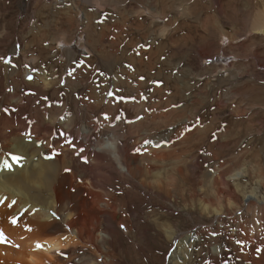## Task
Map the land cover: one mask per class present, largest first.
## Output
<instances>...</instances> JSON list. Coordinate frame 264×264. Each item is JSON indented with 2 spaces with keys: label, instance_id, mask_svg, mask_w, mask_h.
Segmentation results:
<instances>
[{
  "label": "rangeland",
  "instance_id": "rangeland-1",
  "mask_svg": "<svg viewBox=\"0 0 264 264\" xmlns=\"http://www.w3.org/2000/svg\"><path fill=\"white\" fill-rule=\"evenodd\" d=\"M263 6L264 0H0V138L17 132L23 143L34 144L42 129L33 131L51 117L68 115L84 126L109 115V126L79 134L81 146L63 138H74V132L54 127L64 141L44 142L32 162L68 154L80 165H93L105 144L104 153L114 145L129 148L137 167L123 183L115 173L123 168L109 166L115 179L96 190L115 209L104 211L113 233L103 238L105 226L93 222L91 243L60 223V215L78 220L96 192L71 168L53 178L49 191L38 180L33 184V177L18 186L29 191L33 208L0 187V254L14 255L30 236L40 245L35 264H166L176 251L186 253L185 264H264V244L246 255L248 245L240 247L232 235L247 219L245 195L264 201ZM184 126L190 136L182 143L188 134L175 133ZM12 138L5 145L0 139V158L10 165L18 156L5 147L14 144ZM21 167L5 176L22 171L24 177ZM222 173L228 186L218 187L212 179ZM231 198L235 211L227 205ZM42 206L48 210L40 211ZM220 208L222 214H214ZM55 243L61 245L57 253ZM0 257V264L20 263Z\"/></svg>",
  "mask_w": 264,
  "mask_h": 264
},
{
  "label": "bare ground",
  "instance_id": "bare-ground-1",
  "mask_svg": "<svg viewBox=\"0 0 264 264\" xmlns=\"http://www.w3.org/2000/svg\"><path fill=\"white\" fill-rule=\"evenodd\" d=\"M36 1V0H34ZM40 1V0H39ZM46 1V0H45ZM233 1V0H232ZM31 2V1H30ZM38 2V1H37ZM84 2V0H83ZM87 2V1H86ZM90 2V1H89ZM166 2V1H165ZM243 2V1H242ZM43 3V2H42ZM68 3V2H67ZM70 3V2H69ZM139 3V2H138ZM255 3V1H254ZM35 4V2H34ZM45 4V3H44ZM85 4V3H84ZM234 4V3H233ZM262 4V3H261ZM260 4V5H261ZM241 5V4H240ZM30 6V5H29ZM34 6V5H33ZM38 6H39V3H38ZM43 6V5H42ZM45 6V5H44ZM254 7V6H253ZM264 7V6H263ZM44 9V8H43ZM263 10V9H262ZM34 12V10H33ZM165 13V12H164ZM34 14H36L34 12ZM39 14V13H38ZM156 16V15H155ZM191 17V16H190ZM264 17V16H263ZM171 18V17H170ZM168 19V18H167ZM209 20V19H208ZM256 20V19H255ZM215 21V20H214ZM261 22V21H260ZM165 24V23H164ZM168 26V25H167ZM173 27V26H172ZM257 28V27H256ZM256 33V32H255ZM154 34V33H153ZM81 40V39H80ZM59 44H63L65 45V48L66 49H69L70 47L67 46V44L65 42H58ZM55 44V43H54ZM254 44V43H253ZM252 44V45H253ZM85 45V44H84ZM115 45V44H114ZM250 46V45H249ZM87 47V46H86ZM258 47V46H257ZM26 48V47H25ZM79 49V47H77ZM82 48V47H81ZM80 48V49H81ZM244 48V47H243ZM251 48H254L251 47ZM79 49V50H80ZM250 49V48H249ZM248 49V50H249ZM257 49V48H256ZM3 50V49H2ZM73 52H74V49H72ZM253 50V49H252ZM82 51L85 52V50L82 49ZM90 51V50H89ZM250 51V50H249ZM68 52V51H67ZM118 52V51H117ZM64 53V52H63ZM71 53V52H70ZM116 53V52H115ZM248 53V52H246ZM69 54V53H68ZM257 54V53H256ZM70 55V54H69ZM247 55H252V54H247ZM68 56V55H67ZM73 56V55H72ZM241 56V55H240ZM254 56V55H253ZM256 56V55H255ZM23 57V56H21ZM74 57V56H73ZM258 57V56H257ZM69 58V57H68ZM71 58V57H70ZM246 58V57H244ZM243 58V59H244ZM260 58V57H259ZM258 58V59H259ZM23 59V58H22ZM35 59V58H34ZM75 59V57H74ZM207 59V58H206ZM24 60V59H23ZM210 60V58H209ZM246 60V59H245ZM164 61V60H163ZM211 61V60H210ZM70 62V61H69ZM74 62V61H73ZM258 65V64H257ZM264 65V64H263ZM13 66V64H12ZM159 67V65H158ZM162 68V67H161ZM243 68V67H242ZM225 69V68H224ZM243 70V69H242ZM224 77V76H223ZM231 78V77H230ZM173 83V82H172ZM181 84V83H180ZM170 86V84H169ZM166 89V88H165ZM180 91V90H179ZM247 92V91H246ZM181 94V93H180ZM242 94V93H241ZM239 96V95H238ZM144 103V102H143ZM161 104H162V101H161ZM259 106V105H258ZM24 107V106H23ZM56 109V108H55ZM198 109V108H197ZM255 110V108H253ZM252 109V110H253ZM259 109V108H258ZM256 109V110H258ZM157 110V109H156ZM159 110V109H158ZM238 110V109H237ZM236 111V110H235ZM17 112V111H16ZM46 112V111H44ZM69 112V111H68ZM186 112V111H185ZM212 112V111H210ZM234 112V111H233ZM15 113V112H14ZM52 113V112H51ZM54 113V111H53ZM236 113V112H235ZM18 114V112H17ZM62 114V113H61ZM166 114V113H165ZM164 114H160L163 116V121L160 122L161 123H165V121L168 119L167 116ZM214 114V113H213ZM231 114V113H230ZM19 115V114H18ZM39 115V114H38ZM72 115V114H71ZM233 115V114H231ZM46 116V115H45ZM55 116V115H53ZM68 116V115H67ZM65 117L64 119H57V117H54V118H50L48 122L45 121V123H40L39 127L37 128V130H34V128L32 130H34L33 132L34 133H39L42 129V135H41V138L40 139H37L36 143H32V141H30L29 143H23L19 138H17V132H13L10 134V136H5V137H2V141H4V145H5V142L8 141V138L10 137H13L12 140H14V144H10V143H7L5 147H7L8 145V149H10L12 151V153H15L17 156L16 158V161L10 165L9 162L7 160H4L2 158H0V187L4 188L5 189V192L8 193V195L11 197L13 196H18L19 197H22L25 199V201H27V204L25 206H28L30 208H33V204H34V200H28V192H25L24 190L18 188V186L20 187L23 183H32L34 182L33 184H36L37 180L40 184L44 185L43 187L44 188H47L46 190H51V186L54 185V180L53 178L54 177H57L58 174L62 171L63 168H71L72 169V172H71V175H77V174H80L83 176V178L85 179L86 183L89 184L91 187L94 188V190L96 192H92L91 194L89 195H92L90 196L86 201H87V211L85 213H87L88 211H96L98 212V216L97 217H93V218H90L89 215H86L83 211L80 212L79 216L80 218L78 220H69L68 218H62V215H60V223L61 225H67L65 227H67L68 229H70L72 231V233L75 235V237L77 238V240H79L80 242L81 241H86L88 243H91L92 240L94 239L95 235H94V230H95V227H94V224L93 222H99L101 223L103 226H105V228L103 229V235L102 237L103 238H106V236H109L111 237V234L113 233V230L111 228V222H110V218L108 217V215L105 213L104 214V211H106L107 209L109 210H112L113 209V205L107 200V201H103L102 200V195L101 193H99L98 191H101L103 190V186L106 184L107 180L109 177L115 179V175L113 173V171H109L108 169L110 168L109 166H111V163L114 165L116 163H118V165L120 167L123 168V171H120L117 169V172H115L116 174L119 175L118 179L119 180H122V182L124 183L125 181V178L126 176H130V177H133L135 175V173L137 172V167L134 165V164H131V163H134L135 161V158L130 156V152L129 151V148H122V149H119V147H117L116 145H114V150L113 152H106L104 153L103 150H105V148L103 147L104 145H100V147L97 149V153L94 155V158H93V165H90V163L87 164V166H84L85 164H78L74 161V159L72 160L70 158V156L68 154H64L62 157H59V158H55L53 161H41V160H37L35 163L32 162L33 160V157L32 155L35 154V150L38 149V148H42V144L45 142L46 145H48L49 143L50 144H54V143H58V142H62L64 141H67V140H72V141H77V143H79L80 141L78 139H81L79 134L82 133V135H88L90 133V131L92 130H96L97 128H101V126H109L111 123H112V118L109 117V115L107 116V120H105L104 118L106 117H100L99 118V121L95 122L94 124L93 123H88L86 122L84 126H75L74 123H72V119L70 118V120L68 119V117ZM158 116V115H157ZM15 117V116H14ZM169 117V116H168ZM189 117V116H188ZM187 117V118H188ZM234 117V116H233ZM56 118V119H55ZM103 118V119H102ZM216 118V117H215ZM214 116L212 117V119L214 120L215 119ZM92 119V118H91ZM184 119V118H183ZM182 119V120H183ZM262 119V118H261ZM93 120V119H92ZM219 120V119H218ZM263 120V119H262ZM129 121V120H128ZM74 122V121H73ZM186 122V121H185ZM77 123V122H76ZM82 123V122H81ZM79 123V124H81ZM159 123V122H158ZM197 123V122H196ZM93 124V126H92ZM259 124V122H258ZM59 125H62L63 127H65L66 129V132L67 134L69 135H73V132L76 134L74 136V138H71V137H63L64 139H61V138H58L60 135L58 133V131L54 129V127H58L59 128ZM184 125V124H183ZM163 126L160 125V127ZM192 126V125H191ZM198 126V125H197ZM105 127V128H106ZM116 127V126H115ZM157 127V126H156ZM211 127V126H210ZM118 128V127H117ZM60 129V128H59ZM106 130V129H104ZM109 130H111L109 128ZM113 130V129H112ZM115 132L117 131L116 129H114ZM186 127L184 126L181 130L179 129V131L175 134H177L176 136H180L181 134H188L186 132ZM100 131V130H99ZM98 131V132H99ZM102 131V130H101ZM205 131V130H204ZM203 131V132H204ZM236 131V130H235ZM19 132V131H18ZM95 132V131H94ZM107 132V131H106ZM111 132V131H109ZM114 133V132H113ZM239 133V132H238ZM6 134V133H5ZM54 134V135H53ZM107 134V133H106ZM110 135V133H109ZM113 135V134H112ZM117 135V133H116ZM123 135V134H122ZM97 136V135H96ZM114 136V135H113ZM189 134L187 136H185V138L183 139L182 143L186 142L188 139H189ZM49 137H55L53 139H50ZM85 137V136H82V138ZM88 137V136H86ZM99 137V135H98ZM227 138L229 140V136L228 135H224V138ZM15 138V139H14ZM109 138V136H108ZM149 138V137H148ZM98 139V138H97ZM105 139V138H104ZM124 139V138H123ZM151 139V138H150ZM87 140V138H86ZM101 140V139H100ZM103 140V139H102ZM101 140V142H102ZM107 140V138H106ZM143 140V139H142ZM141 140V141H142ZM90 141V140H89ZM97 141V140H96ZM124 142V140H122ZM126 141V140H125ZM138 141V140H137ZM148 141V140H147ZM152 141V140H151ZM1 142V141H0ZM70 142V141H69ZM84 142V141H83ZM122 142V143H123ZM154 142V141H153ZM160 142V140H159ZM39 143V144H38ZM71 143V142H70ZM91 143V141H90ZM97 143V142H96ZM104 143V142H103ZM126 143V142H125ZM139 143V142H138ZM141 143V142H140ZM167 143H170V141H167ZM225 143H228L227 145H229V141L226 140ZM95 144V143H94ZM99 144V143H98ZM130 144V143H129ZM39 145V146H38ZM70 145V144H69ZM72 145H74L72 143ZM80 145V143L78 144ZM84 145V144H83ZM82 145V147H84ZM90 145V144H89ZM96 145V144H95ZM123 145V144H122ZM126 145V144H125ZM124 145V146H125ZM133 145V144H132ZM147 145V144H146ZM81 146V145H80ZM137 146V145H136ZM139 146V144H138ZM155 146V145H154ZM70 147V146H69ZM81 147V148H82ZM91 147V146H90ZM89 147V148H90ZM126 147V146H125ZM144 147V146H143ZM68 148V147H67ZM74 148V147H73ZM79 148V146L77 147ZM80 148V149H81ZM93 148V147H92ZM133 148V147H132ZM222 149V148H221ZM68 150V149H67ZM71 150V149H70ZM74 150V149H72ZM82 150V149H81ZM108 150L110 151L111 148ZM131 150V149H130ZM149 150V149H148ZM245 150V149H244ZM66 151V150H65ZM86 151V150H85ZM84 151V152H85ZM95 151V150H94ZM103 151V152H102ZM164 151V150H163ZM163 151H159L160 153H157L158 156L157 157H163L162 156V152ZM72 152V151H70ZM140 152V150H139ZM245 152V151H244ZM77 153V152H76ZM146 153V152H144ZM155 153V152H154ZM114 155L113 158L111 155ZM246 154V152H245ZM244 154V155H245ZM73 155V154H72ZM80 155V154H79ZM142 155V154H141ZM217 155V154H216ZM74 156V155H73ZM81 156V155H80ZM172 156H173V153H172ZM72 157V156H71ZM141 157V156H140ZM87 158V157H86ZM92 159V158H91ZM145 159V158H144ZM109 160V161H108ZM105 161H107V163H104ZM32 162V163H31ZM88 162V160H87ZM131 162V163H130ZM22 163V167L19 168V169H23V176H21V172H18V173H14L13 176L11 175H7L5 176L6 174L10 173V170L14 169L13 167H16L18 166L19 164ZM92 163V162H91ZM7 164L8 167L5 168L4 165ZM107 164V165H106ZM112 165V166H113ZM184 165V164H183ZM37 167V168H36ZM114 167V166H113ZM111 167V168H113ZM219 168V167H218ZM217 168V169H218ZM15 170H18V169H15ZM216 173V172H215ZM214 173V174H215ZM219 173V172H218ZM226 175V174H225ZM224 173L220 174L219 177H216L215 180L212 179L216 185L218 187H221V186H225L227 185L226 182H227V175L225 176ZM117 176V175H116ZM211 176V175H210ZM236 178H238V175H234ZM242 176V175H241ZM33 177L36 178V181H32L31 182V178ZM138 177V176H137ZM231 177V176H230ZM240 177V176H239ZM210 179V178H209ZM231 179V178H230ZM134 180V179H133ZM173 180V178H172ZM212 181V182H213ZM121 182V183H122ZM183 182V181H182ZM206 182V181H205ZM38 183V184H39ZM210 183V182H209ZM214 183V184H215ZM7 184H9L10 186L14 187L15 189H9L7 187ZM27 184V185H28ZM37 184V185H38ZM208 184V183H207ZM235 184V183H234ZM36 185V186H37ZM221 185V186H220ZM34 186V185H33ZM228 186V185H227ZM261 186V185H260ZM173 187V186H172ZM210 187H212L210 185ZM216 187V186H215ZM31 188V187H30ZM97 188H101L100 190H96ZM224 188V187H223ZM220 191V194L221 195H224V191L225 189ZM4 189L2 190L0 188V192H3ZM31 190V189H29ZM227 190V188H226ZM182 192V191H181ZM193 192V191H191ZM218 192V191H217ZM230 192V191H229ZM187 193V192H186ZM216 193V192H215ZM233 193V192H232ZM239 193V192H238ZM192 194V193H191ZM217 194V193H216ZM215 194V195H216ZM178 196V195H177ZM186 197V196H185ZM225 197V196H224ZM31 198V196H30ZM36 198L38 200H41V198L39 196H36ZM177 198V197H176ZM189 198V197H188ZM187 198V199H188ZM183 199V198H181ZM184 200V199H183ZM219 200V199H218ZM221 200V199H220ZM225 200V199H224ZM233 200V198L230 199V202H228V207L233 209L234 211L237 209V205L231 201ZM264 200V199H263ZM202 202V201H201ZM243 202H245L246 204V210L244 211L245 213H247V219L244 221L243 225H240V220H239V225H238V228L235 229V230H232V235L234 234L235 236V240L237 238L238 240V243L240 245V247H243V245H248L247 247V252H245L246 255H250L252 256L251 254L254 253V250L256 248V244L258 243V247H260L259 245H262L264 244V201L262 200H259L255 195L253 194H250V195H245L244 199H243ZM210 205V204H209ZM57 207V205L55 206ZM202 207V206H201ZM84 208V207H83ZM116 208V207H115ZM40 211H43L46 209L45 206H42V207H39ZM48 210V208L46 209ZM115 210V209H114ZM112 210V211H114ZM216 211L214 212V214H222L221 212V208L220 209H215ZM38 211V212H40ZM54 211V210H53ZM230 211V210H229ZM45 213V212H44ZM257 214V217H255V215ZM133 214V213H132ZM234 214V213H233ZM236 214V213H235ZM47 215H44L43 217H45ZM57 216V215H56ZM224 216V214H223ZM233 217V215H231ZM215 217V216H214ZM220 217V216H219ZM230 217V216H229ZM238 217V215H236V218ZM49 217H45V219H48ZM226 218V217H225ZM235 218V217H234ZM233 218V219H234ZM56 219V218H55ZM72 219V218H71ZM222 219V218H221ZM224 219V218H223ZM222 220H220L221 222ZM237 221V219H236ZM27 222V221H25ZM45 222V221H44ZM226 222V221H225ZM224 222V223H225ZM229 222V221H228ZM43 223V222H42ZM227 223V222H226ZM230 223V222H229ZM44 224V223H43ZM42 224V225H43ZM219 224V223H218ZM233 224V223H232ZM235 224V223H234ZM220 225V224H219ZM222 225V224H221ZM45 226V225H44ZM43 226V227H44ZM228 226V224L226 225ZM113 227V226H112ZM232 227V226H231ZM233 228V227H232ZM59 227L58 228H55L54 231H59ZM217 229V228H216ZM219 229V228H218ZM221 229V228H220ZM229 229V228H228ZM230 230V229H229ZM170 231V230H169ZM213 231V230H212ZM223 231V230H222ZM128 232V231H126ZM211 232V231H210ZM216 232V231H215ZM214 232V233H215ZM197 233V232H196ZM205 233V232H204ZM220 233V232H218ZM38 234V233H36ZM46 234V233H44ZM101 234V233H100ZM203 234V233H202ZM32 236L34 234H31ZM42 233L39 234V238H42ZM172 235V234H171ZM197 235V234H196ZM216 235V234H215ZM37 236V235H35ZM34 236V237H35ZM30 236L26 237V239L23 241L24 246H22L21 250L19 251H15L14 252V255L12 254H9V253H4V254H0L1 256H6V258H8L9 260L7 261H17L16 263L20 262L19 264H21V262L25 263L28 262V263H31V264H35L36 262L38 263V260H40L41 258L40 257V253L39 251H34L35 250V247L37 248L39 243L38 241L36 243H33L32 240H33V237H32V240L29 238ZM171 237V236H170ZM39 238H34V240H39ZM35 240V241H36ZM40 241V240H39ZM37 245V246H36ZM56 245V246H55ZM61 245L58 244V243H55L54 244V248L53 250H56V253L59 251ZM3 248H0V250H2ZM12 248H6L4 249L5 251H8ZM242 249V248H241ZM246 250V249H245ZM4 251V252H5ZM214 251V250H213ZM242 252V251H241ZM3 253V252H2ZM46 255H51L53 256L52 254V250L49 251L47 250L46 252ZM41 257H43L41 255ZM1 258V257H0ZM50 258V256L48 257ZM163 258V257H162ZM247 258V257H246ZM3 259V258H2ZM6 260V259H5ZM186 260V253L182 252V251H176L175 253H172L169 257H168V261L166 264H185L184 261ZM165 263V262H164ZM102 264H105V262H103ZM250 264H261L259 262H252Z\"/></svg>",
  "mask_w": 264,
  "mask_h": 264
},
{
  "label": "snow or ice",
  "instance_id": "snow-or-ice-1",
  "mask_svg": "<svg viewBox=\"0 0 264 264\" xmlns=\"http://www.w3.org/2000/svg\"><path fill=\"white\" fill-rule=\"evenodd\" d=\"M4 167H5V168H7V167H8V165H7V164H5V165H4ZM122 227H123V226H122ZM2 240H3V236H2V233H0V242H2Z\"/></svg>",
  "mask_w": 264,
  "mask_h": 264
}]
</instances>
